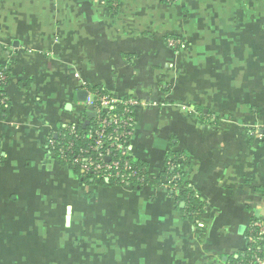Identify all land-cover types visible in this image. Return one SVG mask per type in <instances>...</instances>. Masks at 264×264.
I'll use <instances>...</instances> for the list:
<instances>
[{"label":"crops","instance_id":"obj_1","mask_svg":"<svg viewBox=\"0 0 264 264\" xmlns=\"http://www.w3.org/2000/svg\"><path fill=\"white\" fill-rule=\"evenodd\" d=\"M0 66V264H230L250 248L264 222V0H0ZM96 86L136 97L128 152L152 178L177 157V189L85 185L50 153L95 117L78 92Z\"/></svg>","mask_w":264,"mask_h":264},{"label":"built area","instance_id":"obj_2","mask_svg":"<svg viewBox=\"0 0 264 264\" xmlns=\"http://www.w3.org/2000/svg\"><path fill=\"white\" fill-rule=\"evenodd\" d=\"M168 46L176 47L179 43L177 38L168 37ZM6 76L0 72V86L4 83ZM87 105L95 110L97 126L88 131L90 142L86 147H79L74 150L75 145L69 141L66 148H59V157L65 159V151L71 154L69 159L74 165L85 174H91L107 179L117 175L121 183H128L130 180L142 181L139 171L128 159L129 141L132 135L133 110L139 104L136 97H117L109 92L88 91L85 99ZM115 104L121 105L120 113H113ZM69 132L77 136V126L70 125ZM53 143V140H50ZM178 166L181 169L179 161ZM167 166H173L171 160H167ZM173 175L169 181L177 178ZM264 237V222L254 220L251 223L250 239ZM254 264H264L260 257L255 258Z\"/></svg>","mask_w":264,"mask_h":264},{"label":"trees","instance_id":"obj_3","mask_svg":"<svg viewBox=\"0 0 264 264\" xmlns=\"http://www.w3.org/2000/svg\"><path fill=\"white\" fill-rule=\"evenodd\" d=\"M118 0H109L111 6L115 4ZM0 72H2L6 78L4 83L0 86V120L3 118L7 111V96L6 92L4 90V87L6 85L7 79H8V72L3 69L0 66ZM91 91H100V92H106L102 87H94L90 89ZM121 105L115 104L113 106L112 112L113 113H120L121 112ZM97 126L96 117H93L89 124L86 126H79L77 125V136H74L69 132V127H65L61 134L57 136V138L53 139V144L48 146V150L51 154L55 155L56 158L59 159V161L71 168L74 172L78 174V176L81 177V182L87 185V183H90V181H97L101 184H115V185H132L134 189H140L145 186H166L169 190H175L178 186H180L183 173L182 170L178 166L177 157H175L172 154L168 155L167 160H171L174 165L168 167L165 163V167L161 174L157 176L156 178H152L148 176L147 173V165L143 161H139L134 159L130 154H128V159L131 160L133 166L139 171V175L142 179V181L139 180H130L128 183H121L120 179L117 175L110 176L107 179L97 177L95 175L91 174H85L82 172L78 166L74 165L69 159L71 158V154L68 153V150L65 151V159H61L59 157V148L63 147L66 148V145L69 141H72L75 145L74 150L77 151L79 147H86L87 144L90 142V138L88 137V131L90 129H94ZM133 127V123H132ZM1 160V155H0ZM166 160V162H167ZM173 175H177L178 177L174 180L169 181ZM181 198L188 200L187 206L191 210L200 211L201 206L199 204V201L192 196L190 193L183 190L180 192ZM260 257L264 260V237L262 238H255L254 242L248 248L244 254L239 259H232L230 264H254L255 258Z\"/></svg>","mask_w":264,"mask_h":264},{"label":"water","instance_id":"obj_4","mask_svg":"<svg viewBox=\"0 0 264 264\" xmlns=\"http://www.w3.org/2000/svg\"><path fill=\"white\" fill-rule=\"evenodd\" d=\"M86 95H87V91L86 90L79 91L78 92L79 100H81V101L85 100ZM87 108H88V110H87L88 116L89 117L94 116V112L92 111V106L89 105ZM68 218L69 217L67 216L66 219L68 220Z\"/></svg>","mask_w":264,"mask_h":264}]
</instances>
